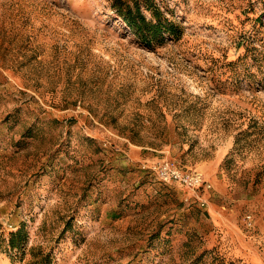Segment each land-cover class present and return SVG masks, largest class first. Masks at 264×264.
Segmentation results:
<instances>
[{"label": "rangeland", "instance_id": "374dc122", "mask_svg": "<svg viewBox=\"0 0 264 264\" xmlns=\"http://www.w3.org/2000/svg\"><path fill=\"white\" fill-rule=\"evenodd\" d=\"M123 1L0 0V264H264V0Z\"/></svg>", "mask_w": 264, "mask_h": 264}, {"label": "trees", "instance_id": "16d2710c", "mask_svg": "<svg viewBox=\"0 0 264 264\" xmlns=\"http://www.w3.org/2000/svg\"><path fill=\"white\" fill-rule=\"evenodd\" d=\"M123 0H113V6L127 25L147 44L154 41L162 42L165 35L170 33L175 24L161 20L157 12L155 19L151 20L142 11L138 3H123Z\"/></svg>", "mask_w": 264, "mask_h": 264}, {"label": "built area", "instance_id": "2783aa9c", "mask_svg": "<svg viewBox=\"0 0 264 264\" xmlns=\"http://www.w3.org/2000/svg\"><path fill=\"white\" fill-rule=\"evenodd\" d=\"M157 169L165 180L179 181L192 187L206 184L198 172H183L169 162L159 165Z\"/></svg>", "mask_w": 264, "mask_h": 264}]
</instances>
